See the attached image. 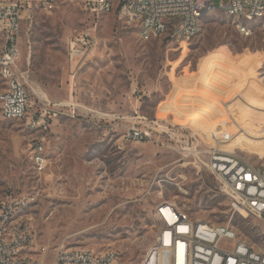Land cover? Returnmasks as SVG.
Here are the masks:
<instances>
[{
    "label": "rangeland",
    "instance_id": "374dc122",
    "mask_svg": "<svg viewBox=\"0 0 264 264\" xmlns=\"http://www.w3.org/2000/svg\"><path fill=\"white\" fill-rule=\"evenodd\" d=\"M220 2L185 42L144 41L137 26L114 15L96 26L78 0L27 21L19 65L26 84L37 104L64 103L65 113L45 134L49 167L37 174L28 150L42 133L0 112V202L28 199L22 213L39 242L115 249L119 264H142L161 227L156 207L168 201L194 220L230 223L264 250V220L234 210L207 166L185 165L179 152L150 141L120 143L129 127L158 120L184 125L201 150L264 161V16L238 20ZM241 22L250 35L239 31ZM87 28L97 47L72 70L67 39ZM230 138L235 143H225Z\"/></svg>",
    "mask_w": 264,
    "mask_h": 264
},
{
    "label": "built area",
    "instance_id": "2783aa9c",
    "mask_svg": "<svg viewBox=\"0 0 264 264\" xmlns=\"http://www.w3.org/2000/svg\"><path fill=\"white\" fill-rule=\"evenodd\" d=\"M65 0H0V70L2 83L0 104L4 120L25 122L42 133L30 144L28 158L35 173L42 174L50 160L45 134L49 132L59 110L66 104H37L26 84L19 65L22 58V33L28 20L38 13H51ZM97 26L103 16L114 15L138 27L140 38H165L189 41L193 22L199 11L215 6L213 0H78ZM220 7L237 9V18L247 13L264 11V0H221ZM248 36L251 30L240 29ZM66 59L74 70L97 47L91 28L70 36ZM75 116V111L73 112ZM184 125H164L151 120L143 126H131L120 139L125 142H153L177 151L185 160L200 168L207 166L217 178L220 188L232 201V208L244 210L264 220V161L252 162L236 152L201 150L200 141L185 133ZM207 153V159L202 155ZM191 158V161L186 159ZM25 196L10 195L0 202V264H119L120 252L91 247H71L65 242L49 246L38 241L33 225H23ZM13 206H20V215H13ZM161 227L154 247L142 264H264V250L243 239V247H234L238 231L228 224L192 219L175 203L160 202L155 211ZM50 255L51 260L45 259Z\"/></svg>",
    "mask_w": 264,
    "mask_h": 264
},
{
    "label": "bare ground",
    "instance_id": "6f19581e",
    "mask_svg": "<svg viewBox=\"0 0 264 264\" xmlns=\"http://www.w3.org/2000/svg\"><path fill=\"white\" fill-rule=\"evenodd\" d=\"M219 9L223 10L228 16H232L238 20L252 21V20H255V19H258L264 16V11H259L255 13H247V18H237V9H234V8H223L222 9V7H220ZM214 10H217L215 6H209L208 10L199 11V17H197V19H195L193 22L192 36H196L198 34L200 30V22H201L202 17ZM238 27L240 29L249 30L248 27L244 25L242 22L238 24ZM148 38H151V37H147V39ZM0 76L2 78V70H0ZM0 104H4L3 94H0ZM63 113H65V110H59V114H63ZM228 141H230L229 143L231 144L234 142V139L230 138L229 140L225 141V143H228ZM239 144L241 146H244V144L241 142H239ZM43 160H46L44 156H43ZM18 208H20V206H13V215H17ZM241 212H245V211L241 210ZM23 225H33V224H32V221L27 216H24ZM234 247H243V239L239 238L238 236H234Z\"/></svg>",
    "mask_w": 264,
    "mask_h": 264
},
{
    "label": "crops",
    "instance_id": "0c3cea01",
    "mask_svg": "<svg viewBox=\"0 0 264 264\" xmlns=\"http://www.w3.org/2000/svg\"><path fill=\"white\" fill-rule=\"evenodd\" d=\"M157 114V113H156Z\"/></svg>",
    "mask_w": 264,
    "mask_h": 264
}]
</instances>
